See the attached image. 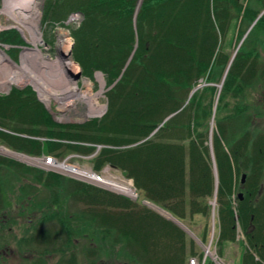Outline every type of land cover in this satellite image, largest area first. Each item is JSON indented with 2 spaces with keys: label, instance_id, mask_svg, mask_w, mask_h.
<instances>
[{
  "label": "trees",
  "instance_id": "obj_1",
  "mask_svg": "<svg viewBox=\"0 0 264 264\" xmlns=\"http://www.w3.org/2000/svg\"><path fill=\"white\" fill-rule=\"evenodd\" d=\"M138 3L47 1L45 22L65 28L70 15L83 17L72 31L73 58L84 76L101 73L108 88L116 83L106 93L108 111L83 125H58L32 88L13 89L0 95V144L30 156L99 151L94 171L108 166L120 172L133 182L137 202L71 180L69 197L95 208L83 213L85 224L119 239L140 264H190L191 254L203 256L190 236L144 206V200L193 232V225L201 226L195 234L204 245L213 232L218 258L228 245L239 243L245 251L242 264H264V132L253 129L260 114L246 107L262 110L264 99V0H143L137 12ZM0 43L24 44L16 31L1 34ZM254 91L261 96L257 104ZM5 167L33 175L47 190L55 188L60 201L57 189L64 178L36 175L0 156V173ZM4 184L0 180V212ZM60 225L64 246H74L73 229L62 220ZM48 234L37 241L48 245L53 241ZM240 234L247 241L239 240ZM166 237L174 242L172 251L168 247L172 257L161 250ZM66 262L77 264L71 257Z\"/></svg>",
  "mask_w": 264,
  "mask_h": 264
},
{
  "label": "rangeland",
  "instance_id": "obj_2",
  "mask_svg": "<svg viewBox=\"0 0 264 264\" xmlns=\"http://www.w3.org/2000/svg\"><path fill=\"white\" fill-rule=\"evenodd\" d=\"M47 1L48 0H34L32 6L33 8L35 7L36 10H38L40 16L39 27L43 36V44L41 45V49L44 52V56L56 60L60 55L58 44L61 33H66V35L72 41V44L74 46L72 31L75 30L77 26L75 22L72 21L71 18L72 16H74V14L68 17L67 21L65 22V26H66L65 28L61 27L60 24H53L51 20L45 22L44 14L46 10L45 7ZM137 6H138L137 9L138 8L140 9L141 5H139V3ZM3 7H4V1L2 2V0H0V11L3 10ZM21 14H27V12L23 13L22 11ZM0 27L3 28V30H1L0 35L5 32L16 31L19 33L21 39L23 40L24 46L21 45L16 47H8L9 45H7L6 49H4L9 59L11 58L10 60H12L17 65L20 66L22 64L21 53L23 52L24 49L31 47V45L27 41V39H30L29 35L26 34L27 35V39H26V35L25 33H23L22 26L6 13L0 14ZM250 30L248 31V33L250 32ZM243 41L238 45V47L235 48L233 46L235 49V54L241 47ZM11 49H15V50L18 49L19 51L10 52ZM71 51H73V49H71ZM262 58L264 59V50H262ZM71 59L74 61L73 53L71 55ZM76 64L79 66L78 63ZM79 68H80V72L82 73V77L78 80L80 87L81 88L84 87L83 79L90 80L95 94L101 91V83L98 81L97 78L98 74H100L103 77L105 89L103 96L100 98V103L101 105L106 107V110L100 116L87 117L86 105L84 103H77L76 109L70 106L67 110L61 109L60 104L55 100H52L50 105H47L46 103L43 102V100L39 96V93L35 90V88L32 85H25L23 87L12 85L11 91L13 89L24 90L27 89L28 87L32 88V90L36 93L38 101L51 114L53 121L58 125H83L92 120L101 119L108 111V99L106 97V93L115 84L112 87L108 88L105 76L103 74L96 73L93 78H89L83 75V71L80 66ZM11 91L7 92L0 90L1 92L0 95H9ZM260 98H261L260 94L254 91L253 99H252L253 103L257 104L256 102H258ZM259 102H261L262 110H258L257 107H255V105L250 104L249 106L246 104V102L245 104L246 107L248 106V108L249 107L254 108V110H256L255 111L256 114H260V116L256 118V121H254L253 129L255 130L259 129L260 132H264V99L262 98L261 101ZM41 142L45 143L47 142V139L45 140L41 139ZM211 143L212 141L210 142V145ZM0 149H3L13 154L12 156H9V153L6 152L4 154L0 150L1 157L21 163L25 165L26 166L25 168L27 169H29L30 167L31 171L36 175H38V173H43L45 175L52 174V175L60 176L65 179L61 182L60 187L57 189V193L59 195L60 201H55V188L53 190L51 188L47 190L46 188L37 185L34 182V179L32 177L33 175L31 176L29 173H24L22 172L21 169L17 167H5L1 169L2 171L0 173V180L3 182V184L5 183L4 185L6 187L5 188L6 198L5 201H3L4 208L0 212V264H5V263L21 264L24 262L25 256L26 255L30 256L31 254L34 255L33 253L34 251L35 252L38 251V255L39 257H41L40 259H38V261H40L41 264H52V260H53L52 258L54 257V255H55V259H54L55 264H66L67 263L66 260H68L69 257L75 258L77 264H140L136 257L129 256V254L126 252L127 249H125L121 243L116 242V240L119 239H117L116 237H104V235H102L101 233L100 234L96 233L91 228H89L90 227L89 223L85 224V220H84L85 215L83 213H86L90 210L92 211L95 208L93 207L90 208L91 205L86 201H74V199L69 197L70 188L73 187V184L70 182V180L77 181L85 185H91L93 187H97L100 189H104L116 195H123L125 193L119 192L118 190H109L110 188L106 187L105 185L96 184L89 177L79 178L76 177L75 175H70L69 173L67 174L65 172L58 171L57 169H55V167H51L52 169H46L42 167L43 166L42 160L44 158L48 156L55 157V159L60 163V165L66 162L67 165L71 167V169H75V173L86 172L88 175L89 173L96 174L97 176H100L104 180H110V181L114 180L124 186H128L129 184H131L132 181L127 180L120 172L116 171L115 169H112L111 167L107 166L103 170H101V172L94 171L93 159L97 156L99 151L89 156L70 154L67 156L62 155L60 157L59 156L57 157L53 154L51 155L50 153H47L46 151H44L40 156H30L21 152L13 151L12 149H9L3 144H0ZM99 149L101 148H97V150ZM19 158H25V161L24 160L22 161ZM243 174L241 175V177L244 176ZM23 192H26L25 193L26 195ZM238 194L242 195V200H243V192L239 191ZM134 202H137V199L134 200ZM145 202H147V204H144ZM141 203L151 211L159 214L164 219H167L159 212L163 210L162 208L145 200L141 201ZM213 203H215V200L212 202L211 204L212 206ZM215 206H213V212H212L213 213V218L211 219L212 226L215 224L214 222ZM55 211L58 214H56ZM61 220L66 225H69V227L73 229L74 232H72L73 236L71 237V239L72 242L74 241V246L71 247L64 246L65 243L67 242L64 241L65 240V237L63 236L64 234L63 233L60 234L61 233L60 230H62L61 229L62 227L60 225ZM196 222H199V220H196ZM183 225L186 226L185 224ZM193 227H195L196 233L198 234L201 233V226L199 227L197 225H193ZM212 228H214V226ZM189 231L192 232L198 238L195 232L191 231L190 229ZM41 233L44 234L49 233L48 235L53 238L52 239L53 241L51 240L52 241L51 243L39 248L37 245H39L38 243L40 242L37 240L38 237L41 235ZM185 234L190 236L186 232ZM57 235H59V237H58V244L56 245L55 237ZM238 239L247 241L246 237H244L243 234H240L238 236ZM198 240L199 242L194 240L198 246L197 252H199V254L203 253V256L200 260L199 256H193L191 254L190 256H188V263H191V261L192 262L195 261L196 264H206L207 263L206 260L210 259L212 264H218V263L242 264L241 258L242 256H244L245 251L242 248L241 244L235 243L228 245L223 251V258H217L218 257L217 253L219 250L215 245L212 248V244L214 242L213 232L207 244L204 245L199 238ZM162 241L163 243L161 244V250L165 249L166 251L165 254H167L169 257H172L168 253V251L171 250L173 247V243H174L173 240L170 237H166L165 241L164 240ZM210 245H211V249H210L211 254L207 255L205 249ZM55 248L57 249V252L53 254ZM61 248L63 249L62 252L64 254L59 253ZM188 254L190 253L188 252ZM213 258H216L218 263L215 262Z\"/></svg>",
  "mask_w": 264,
  "mask_h": 264
},
{
  "label": "bare ground",
  "instance_id": "obj_3",
  "mask_svg": "<svg viewBox=\"0 0 264 264\" xmlns=\"http://www.w3.org/2000/svg\"><path fill=\"white\" fill-rule=\"evenodd\" d=\"M33 3L34 0H4V7L0 14H8L22 26L23 33L30 37L27 39L26 35L31 47L24 49L21 53L20 66L13 63L0 49V90L8 91L12 85L19 87L32 85L47 105L55 100L60 104L61 109L67 110L70 106L76 109L77 103H84L87 117L102 115L106 110V107L100 103L105 89L103 77L98 74L97 78L101 83L99 93H94L92 83L87 79H83L84 87H80L78 80L75 79V76L80 73V68L71 59L73 44L66 33H61L59 37L58 58L55 60L44 56L41 49L43 36L39 27L40 16L36 8H33ZM22 11L27 14H21ZM64 172L79 178L88 176L86 172L75 173L73 169H67ZM89 175L92 174L89 173ZM118 191L128 195L133 194L130 185H122ZM159 212L169 217L167 213Z\"/></svg>",
  "mask_w": 264,
  "mask_h": 264
},
{
  "label": "built area",
  "instance_id": "obj_4",
  "mask_svg": "<svg viewBox=\"0 0 264 264\" xmlns=\"http://www.w3.org/2000/svg\"><path fill=\"white\" fill-rule=\"evenodd\" d=\"M4 0H2L3 2ZM38 12V10H37ZM72 18V21L75 22L76 26L79 27L83 21V17L80 15V14H75L74 16L71 17ZM1 30H3L2 27H0ZM1 30H0V33H1ZM0 49L5 53L4 49H6V46L4 45H0ZM6 56H7V53H5ZM8 57V56H7ZM9 58V57H8ZM12 61V60H11ZM13 62V61H12ZM14 63V62H13ZM12 89V87L7 91V92H10ZM1 93V92H0ZM11 156L13 154H10ZM20 160H24L23 158H21ZM25 161V160H24ZM39 162V161H38ZM43 162V166H42V163H41V166L46 168V169H52L51 167H55V169H57L58 171H67V169H71L70 166L67 165V163L65 162L64 164H61L54 158V157H46L42 160ZM59 165V166H57ZM57 166V168H56ZM75 170V169H73ZM56 172V171H55ZM87 174V173H86ZM88 175V174H87ZM87 177H89L92 181H94L96 184H99V185H105L106 187L110 188V190H118L120 188H122V185L117 182V181H110V180H104L102 179L100 176H97L96 174H92V175H88ZM131 186V189H132V183L129 184ZM133 191V190H132ZM130 196H134V192L132 195ZM191 264H196L195 261L192 262Z\"/></svg>",
  "mask_w": 264,
  "mask_h": 264
},
{
  "label": "water",
  "instance_id": "obj_5",
  "mask_svg": "<svg viewBox=\"0 0 264 264\" xmlns=\"http://www.w3.org/2000/svg\"><path fill=\"white\" fill-rule=\"evenodd\" d=\"M141 1L142 0H140V2H139V5H141ZM139 11V8L137 9V12ZM71 49H73V45H72V48ZM70 55H72V51H71V54ZM82 77V73L80 72V73H78L76 76H75V79L76 80H79L80 78ZM116 84V83H115ZM215 177H216V179H218V174H217V169H216V167H215ZM245 180H246V176L244 175L243 177H242V184L245 182ZM134 192V191H133ZM130 196V195H129ZM130 197H132L133 199H136L137 198V196H135V192H134V196H130ZM239 197H240V200H242V195H239ZM144 204H147V202H145ZM216 205V202L215 203H213V206H215ZM160 210V209H159ZM163 212H165L164 210H162ZM165 213H167L168 215H169V217H166L168 220H170V221H172V222H174L176 225H178L181 229H183L187 234H189L190 236H191V238H193L195 241H197V242H199V240H198V238L192 233V232H190L189 231V229L186 227V226H184L181 222H179L177 219H175L171 214H169L168 212H165ZM161 214V213H160ZM161 215H163V214H161ZM164 216V215H163ZM210 249H211V245L210 246H208L205 250H206V253H207V255H210L211 253H210ZM212 257V256H211ZM213 260L215 261V262H218L217 260H216V258H213ZM219 264V263H218Z\"/></svg>",
  "mask_w": 264,
  "mask_h": 264
},
{
  "label": "flooded vegetation",
  "instance_id": "obj_6",
  "mask_svg": "<svg viewBox=\"0 0 264 264\" xmlns=\"http://www.w3.org/2000/svg\"><path fill=\"white\" fill-rule=\"evenodd\" d=\"M6 224V223H5ZM4 224V225H5ZM39 245H37L39 248L40 247H43V245H42V243H38ZM34 253V255L33 254H31L30 256H28V255H26L25 256V259H24V262L23 263H21V264H41V262L40 261H38V259H40L41 257H39V255H38V251L37 252H33ZM53 254H55V250H54V252H53ZM53 260H52V264H55V261H54V259H55V255H54V257L52 258ZM258 260V259H257ZM54 261V262H53ZM5 264H8V263H5Z\"/></svg>",
  "mask_w": 264,
  "mask_h": 264
}]
</instances>
